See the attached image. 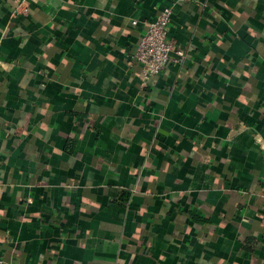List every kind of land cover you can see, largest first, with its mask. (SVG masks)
Wrapping results in <instances>:
<instances>
[{
	"label": "crops",
	"instance_id": "1",
	"mask_svg": "<svg viewBox=\"0 0 264 264\" xmlns=\"http://www.w3.org/2000/svg\"><path fill=\"white\" fill-rule=\"evenodd\" d=\"M0 60V264H264V0H0Z\"/></svg>",
	"mask_w": 264,
	"mask_h": 264
},
{
	"label": "built area",
	"instance_id": "2",
	"mask_svg": "<svg viewBox=\"0 0 264 264\" xmlns=\"http://www.w3.org/2000/svg\"><path fill=\"white\" fill-rule=\"evenodd\" d=\"M171 14V7L159 10L155 19L148 24L141 35L132 54L133 60L140 65L144 86L151 78L160 73L168 62L181 63L185 58V51L175 47L168 39ZM2 65L0 60V66Z\"/></svg>",
	"mask_w": 264,
	"mask_h": 264
}]
</instances>
